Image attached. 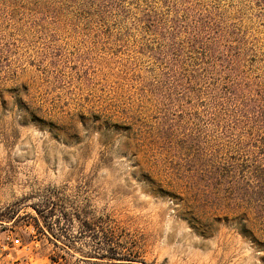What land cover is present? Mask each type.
<instances>
[{
	"label": "rangeland",
	"instance_id": "374dc122",
	"mask_svg": "<svg viewBox=\"0 0 264 264\" xmlns=\"http://www.w3.org/2000/svg\"><path fill=\"white\" fill-rule=\"evenodd\" d=\"M147 13L202 18L205 48L167 46ZM235 74L248 110L264 105V0H0V208L20 217L0 225V264H264V226L237 229L248 207H204L182 178L199 147L220 172L241 162L209 96ZM48 189L56 235L31 207ZM100 230L130 260L93 253Z\"/></svg>",
	"mask_w": 264,
	"mask_h": 264
},
{
	"label": "trees",
	"instance_id": "16d2710c",
	"mask_svg": "<svg viewBox=\"0 0 264 264\" xmlns=\"http://www.w3.org/2000/svg\"><path fill=\"white\" fill-rule=\"evenodd\" d=\"M143 18L145 19L144 22L148 23L150 27L160 32L164 31L163 36L168 44L167 46L175 42L178 35L183 32L184 41L186 40L185 43L189 48H205V41L201 39V33L206 25L202 18L195 19V25L192 24L189 16L187 19H182L178 15H170L166 19V22L158 18L155 13L144 14ZM171 47L173 48V46ZM158 55L162 58L164 52H158ZM223 58L224 61L228 62L232 57L229 55ZM171 61L174 62V59L171 58ZM169 76L172 77L174 88L176 86L184 88L179 83L180 79H184L180 78L175 73L173 74L172 71L169 72ZM232 80L234 84L230 86L227 84V87L225 84L222 87L223 89L217 90V87L214 86L209 96L211 97L213 110L215 109L217 111V113L214 111L212 112V119L217 121L216 124L225 126L222 131V136L230 137L232 141H236L239 147V155L242 159L241 162L237 161L234 163L227 161L228 166L225 173L220 172L212 166L211 159H209L213 157L214 152L209 150L205 153L203 147H199L200 150L196 148V150H194L195 152L191 154V159H189L188 162L189 168H182L184 175L182 178L189 184V197L191 196L195 202L201 205L203 204L202 206L204 207H223L224 209H228L232 215L240 211L242 207H248L245 209V212L242 213L243 221H238L237 229L242 232L244 227L250 228L253 222H257L264 226V131L261 134H256V137H253V133L255 132L251 130L254 125H259L264 128V105L262 104L261 106L260 104L256 106L255 109H253V106H250L252 110L249 111L246 105L249 97H246L245 91L241 90L240 83L238 82V75H233ZM174 88H171L172 92ZM243 96H245V99ZM252 103L254 104V102ZM246 112L248 115H246ZM246 121L249 123L252 122V126L248 128V126L245 125ZM245 127H247L246 131ZM244 133L247 134L246 140L243 138V136H245ZM206 156L209 158H206ZM248 176L251 177L250 180ZM224 183L227 185L228 189L227 197L220 195L219 189L217 188V186ZM30 197L31 196H28L26 198ZM32 197L38 199L37 202L31 204V207L42 217L43 222L41 226L43 230H47L49 233L56 235L55 230L58 231L59 229L61 231L59 218L67 215L64 210L65 208H63L62 198L51 189L45 190L42 194L38 193L36 196ZM17 205L16 203H12L0 208V225L10 223L12 227L20 226ZM46 209H48L49 213L47 215H54L56 217L54 228L53 223L46 222L45 218L49 217L43 214V211ZM74 211L75 214L73 215L75 218L80 221L81 226L86 227V218H83L85 215H81L78 209ZM80 216L82 218H80ZM31 217L34 219L32 226L35 231H42L40 230V224L37 218L34 216ZM91 229L92 228H89V230ZM105 234L106 233L102 230H100V233L92 232L91 236L94 239L95 247L93 253L97 255L98 250L105 249L106 257L109 259H117L120 261L130 260L125 254L117 252L114 254L110 253V244L103 240ZM101 245L105 248H102ZM49 258L54 262L57 261L51 256Z\"/></svg>",
	"mask_w": 264,
	"mask_h": 264
}]
</instances>
